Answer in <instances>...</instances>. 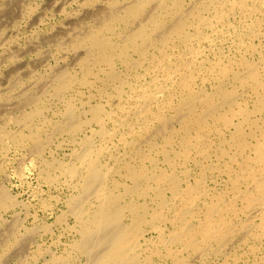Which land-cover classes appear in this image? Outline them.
<instances>
[{"label":"bare ground","instance_id":"6f19581e","mask_svg":"<svg viewBox=\"0 0 264 264\" xmlns=\"http://www.w3.org/2000/svg\"><path fill=\"white\" fill-rule=\"evenodd\" d=\"M74 1L45 74L0 84V143L72 191L73 240L15 220L0 264H264V0ZM18 206L0 183V226Z\"/></svg>","mask_w":264,"mask_h":264},{"label":"rangeland","instance_id":"374dc122","mask_svg":"<svg viewBox=\"0 0 264 264\" xmlns=\"http://www.w3.org/2000/svg\"><path fill=\"white\" fill-rule=\"evenodd\" d=\"M29 5L35 6V12L29 17L22 18V13ZM80 5L81 2L74 0H0V84L5 85L8 74L14 72L27 74L30 70L36 69L40 75L45 74L46 68L49 67L47 58L53 64V59L49 55L50 41L58 32L60 34L61 31L68 30L67 27L83 16L74 14ZM91 8L92 6L84 7L82 13L85 14ZM12 54L20 55L19 60L8 62ZM35 82L31 80L28 85ZM71 153L72 147L69 146L59 151L56 156L65 158ZM24 154L27 155L15 147L3 149V143L2 145L0 143V162L4 163V168L0 172V183L4 184L20 203L16 209L4 213L0 238L15 220L29 229H37L47 224L53 226L52 232H43L41 233L43 238L36 237V240L41 246L61 253L64 246L72 242L73 234H69L66 225H58L57 220L66 210L65 201L72 191L65 186L62 188L50 186L42 180L39 169L26 170L21 178L18 173L20 174V159H24ZM73 223L74 220L70 217L68 224L72 226ZM58 241H62L63 244L55 245ZM35 248L32 247L30 250L32 254L36 251ZM42 263L43 261L40 262ZM218 264H224V261L220 260Z\"/></svg>","mask_w":264,"mask_h":264}]
</instances>
